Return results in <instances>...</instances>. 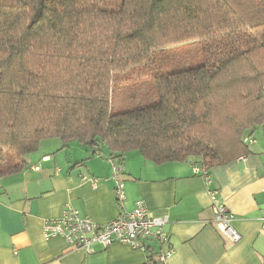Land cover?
Instances as JSON below:
<instances>
[{"label": "trees", "instance_id": "obj_1", "mask_svg": "<svg viewBox=\"0 0 264 264\" xmlns=\"http://www.w3.org/2000/svg\"><path fill=\"white\" fill-rule=\"evenodd\" d=\"M262 125L264 0H0V177L46 139L208 173Z\"/></svg>", "mask_w": 264, "mask_h": 264}, {"label": "crops", "instance_id": "obj_2", "mask_svg": "<svg viewBox=\"0 0 264 264\" xmlns=\"http://www.w3.org/2000/svg\"><path fill=\"white\" fill-rule=\"evenodd\" d=\"M250 140L247 154L208 175L195 174L200 167L191 161L156 164L128 152L119 175L121 203L106 149L98 156L77 141L63 147L59 139L43 140L21 171L0 177V264H153L143 251L117 243L96 245L87 255L60 238H43V223L59 218L67 205L102 224L132 211L138 200L168 219L169 264H264V125ZM212 191L234 217L236 243L213 223Z\"/></svg>", "mask_w": 264, "mask_h": 264}, {"label": "built area", "instance_id": "obj_3", "mask_svg": "<svg viewBox=\"0 0 264 264\" xmlns=\"http://www.w3.org/2000/svg\"><path fill=\"white\" fill-rule=\"evenodd\" d=\"M247 143L251 145L252 141L247 139ZM111 163L116 182L115 199L121 203L124 195L119 175L123 165L112 160ZM200 172L208 175L206 171L194 168L195 174ZM93 183H96V180H93ZM210 199L215 227L228 241L238 242L241 236L232 226L233 215L218 199L215 191L211 192ZM167 223V217L153 216L143 200H138L132 211L120 213L102 224L94 222L89 216H81L77 210L67 205L59 218L43 223L42 233L45 240L60 238L70 250H81L87 255L95 252L96 245L107 248L115 243L143 251L145 254L148 243H156L158 250L154 253L157 263L169 264L173 249L165 230ZM261 223L264 234V217L261 218Z\"/></svg>", "mask_w": 264, "mask_h": 264}, {"label": "rangeland", "instance_id": "obj_4", "mask_svg": "<svg viewBox=\"0 0 264 264\" xmlns=\"http://www.w3.org/2000/svg\"><path fill=\"white\" fill-rule=\"evenodd\" d=\"M235 1H236V3H238V2L244 3V0H235ZM180 51H181V54H180ZM175 55H177V59H181L182 62L187 61L186 63H188L187 59H190V61H192L194 58H198L200 56L199 52L196 51L194 48H192L189 45L180 46L179 49L175 52ZM189 63H191V62H189ZM11 153H13V152H11ZM31 154H29L27 156L29 157ZM13 161H18V157L16 155H15V158H13Z\"/></svg>", "mask_w": 264, "mask_h": 264}]
</instances>
